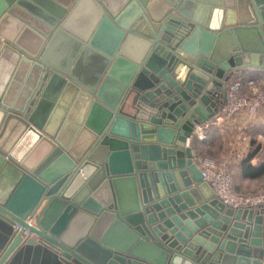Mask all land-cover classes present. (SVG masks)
<instances>
[{"label": "water", "instance_id": "1", "mask_svg": "<svg viewBox=\"0 0 264 264\" xmlns=\"http://www.w3.org/2000/svg\"><path fill=\"white\" fill-rule=\"evenodd\" d=\"M244 66L264 0H0V264H264L188 142Z\"/></svg>", "mask_w": 264, "mask_h": 264}, {"label": "crops", "instance_id": "2", "mask_svg": "<svg viewBox=\"0 0 264 264\" xmlns=\"http://www.w3.org/2000/svg\"><path fill=\"white\" fill-rule=\"evenodd\" d=\"M84 66L89 67V63H84ZM262 68L244 66L236 70L232 77L241 74L246 79L259 74ZM188 142L194 146L199 165L201 156L211 155L220 165L230 169L232 185L237 190L247 193L264 187L263 109L254 113L240 109L219 123H211L195 131ZM20 263L31 264V261L24 259Z\"/></svg>", "mask_w": 264, "mask_h": 264}, {"label": "built area", "instance_id": "3", "mask_svg": "<svg viewBox=\"0 0 264 264\" xmlns=\"http://www.w3.org/2000/svg\"><path fill=\"white\" fill-rule=\"evenodd\" d=\"M240 109H246L250 113L264 110V67L259 74L248 76L246 79L241 74L230 78L226 86V99L221 108L211 118L197 123L195 131H200L205 125L219 123ZM200 166L204 171V178L212 184L217 195L225 202L248 206L264 203V187L247 193L237 190L232 185L231 170L220 165L214 156H201ZM15 225L20 223L16 222ZM24 230L30 232L28 226H25Z\"/></svg>", "mask_w": 264, "mask_h": 264}]
</instances>
